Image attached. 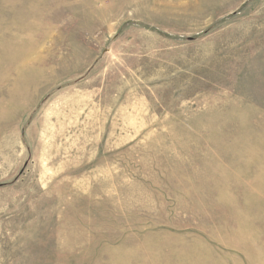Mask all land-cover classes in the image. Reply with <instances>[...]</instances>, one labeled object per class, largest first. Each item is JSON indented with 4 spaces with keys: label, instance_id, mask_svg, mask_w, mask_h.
Masks as SVG:
<instances>
[{
    "label": "rangeland",
    "instance_id": "1",
    "mask_svg": "<svg viewBox=\"0 0 264 264\" xmlns=\"http://www.w3.org/2000/svg\"><path fill=\"white\" fill-rule=\"evenodd\" d=\"M0 264H264V0H0Z\"/></svg>",
    "mask_w": 264,
    "mask_h": 264
}]
</instances>
